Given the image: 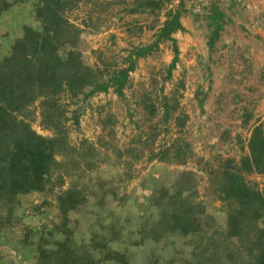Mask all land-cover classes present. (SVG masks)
Segmentation results:
<instances>
[{"label":"rangeland","instance_id":"374dc122","mask_svg":"<svg viewBox=\"0 0 264 264\" xmlns=\"http://www.w3.org/2000/svg\"><path fill=\"white\" fill-rule=\"evenodd\" d=\"M148 1H67L64 14L81 29L82 60L98 69L99 79L128 67L136 48L152 47L132 55L122 95L112 85L61 95L59 130L42 122L39 101L28 108L38 134L57 136L58 166L46 189L15 194L0 211V264H38L42 250L65 245L85 246L77 250L79 261L87 252L100 264H122L104 258L109 250L124 252L127 264H185L193 241L142 237L156 227L158 191L172 193L184 170L196 174L191 197L200 203L202 229L225 228L227 212L213 192L220 179L215 170L247 155L252 128L264 122V0ZM5 2L0 59L24 25L41 29L37 0ZM173 11L184 30L172 35L179 52L169 72L172 42L157 35ZM54 172L62 174L61 186ZM248 179L264 184V174ZM70 186L78 202L60 210L56 195Z\"/></svg>","mask_w":264,"mask_h":264},{"label":"trees","instance_id":"16d2710c","mask_svg":"<svg viewBox=\"0 0 264 264\" xmlns=\"http://www.w3.org/2000/svg\"><path fill=\"white\" fill-rule=\"evenodd\" d=\"M67 1L37 0L35 14L41 29L24 25L8 54L0 59V211L15 194L46 189L54 167L58 166L57 136L38 134L27 119L28 108L39 101L42 122L59 130L63 118L58 109L61 95L73 97L85 88H89L88 94L107 91L110 85L122 95L128 73L133 69L132 55L142 56L152 47L136 48L131 52L128 67L116 70L110 80L99 79L98 69L82 60L78 47L81 29L64 14ZM160 1L148 2L157 6ZM6 5L5 0H0V6ZM213 18L217 22L221 19L219 14H213ZM220 27L219 22L214 35ZM181 30L184 28L175 12L166 16L158 30V39L172 42L174 57L169 72L179 52L172 35ZM157 43L155 40L152 44ZM248 150L237 162L215 170L220 179L212 185L213 192L224 203L228 216L225 228L202 229L197 217L200 203L191 197L193 189L192 195L195 193L196 174L184 170L178 174L172 193L158 191L154 202L160 206L156 227L142 237L157 241L167 235H179L193 241L185 264H264V184L260 187L248 179L252 173L264 174V122L252 128ZM54 174L61 186L62 174ZM77 195L78 191L71 186L61 190L56 195L60 210L73 209ZM76 247L42 250L38 264H100L87 252L86 261L77 260V250L85 246ZM123 253L110 254L107 250L104 258L127 264Z\"/></svg>","mask_w":264,"mask_h":264}]
</instances>
